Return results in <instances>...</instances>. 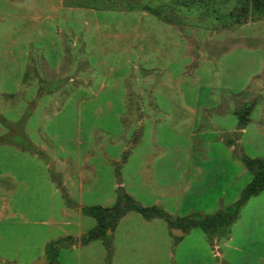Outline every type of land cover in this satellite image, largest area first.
I'll return each mask as SVG.
<instances>
[{"label":"rangeland","instance_id":"rangeland-1","mask_svg":"<svg viewBox=\"0 0 264 264\" xmlns=\"http://www.w3.org/2000/svg\"><path fill=\"white\" fill-rule=\"evenodd\" d=\"M250 11V0H0V137L44 157L0 144V264H47V244L67 237L57 264H264V190L226 238L174 237L127 211L106 240L79 243L95 227L80 209L111 207L118 186L173 219L238 202L251 179L239 156L264 158V12ZM231 12L246 23L229 29ZM249 105L237 135L234 112Z\"/></svg>","mask_w":264,"mask_h":264},{"label":"trees","instance_id":"trees-1","mask_svg":"<svg viewBox=\"0 0 264 264\" xmlns=\"http://www.w3.org/2000/svg\"><path fill=\"white\" fill-rule=\"evenodd\" d=\"M251 11L249 15L252 17L256 13L264 12V0H250ZM64 6L79 7L77 3H66ZM127 10L140 9L148 14L160 17L159 9H151L146 6H138L137 4H127ZM229 29H234L245 22L246 16L240 13H229ZM162 20H164L162 18ZM251 106H245L234 112L236 118V134L240 133L249 122V112ZM9 126V125H8ZM11 128V125L9 126ZM12 135V134H10ZM10 135H4L0 137V144H14L22 150L29 151L42 158L43 155L37 151L25 138L19 142L11 140ZM239 161L243 168L250 174V182L241 190L238 202L233 205L226 207L223 210L216 211L211 215H199L189 214L184 217L171 218L167 213L163 212L160 208L152 206L149 208L141 207L136 201H134L129 195H127L120 187L116 188L115 200L111 207L102 208L100 206L83 207L80 211L91 217L95 221V227L88 231L85 237L80 239V245L86 244L91 239L100 238L107 239L106 230H111L118 217L124 215L127 211H133L138 213L144 220H150L152 218H159L163 220L168 228H178L183 233H186L191 228L200 229L209 238H226L228 235V228L236 218L238 208L243 205L250 197L256 195L260 191L264 190V158H248L245 155L239 156ZM66 242L72 243L70 237L57 240L49 243L46 246V252L49 254L47 264H57L55 261V251L57 246L61 243Z\"/></svg>","mask_w":264,"mask_h":264},{"label":"water","instance_id":"water-1","mask_svg":"<svg viewBox=\"0 0 264 264\" xmlns=\"http://www.w3.org/2000/svg\"><path fill=\"white\" fill-rule=\"evenodd\" d=\"M170 232H171L172 236H174V237H181L184 235V233L178 228H171ZM42 261H44V259ZM35 263L39 264V262H35Z\"/></svg>","mask_w":264,"mask_h":264},{"label":"crops","instance_id":"crops-1","mask_svg":"<svg viewBox=\"0 0 264 264\" xmlns=\"http://www.w3.org/2000/svg\"><path fill=\"white\" fill-rule=\"evenodd\" d=\"M171 217V216H170Z\"/></svg>","mask_w":264,"mask_h":264}]
</instances>
